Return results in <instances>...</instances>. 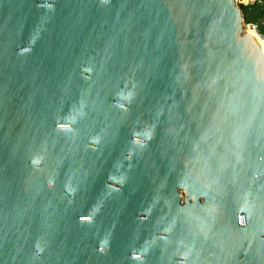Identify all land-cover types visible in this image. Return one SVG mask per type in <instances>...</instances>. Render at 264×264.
<instances>
[{"label":"water","instance_id":"water-1","mask_svg":"<svg viewBox=\"0 0 264 264\" xmlns=\"http://www.w3.org/2000/svg\"><path fill=\"white\" fill-rule=\"evenodd\" d=\"M0 264H264L235 0H0Z\"/></svg>","mask_w":264,"mask_h":264},{"label":"trees","instance_id":"trees-1","mask_svg":"<svg viewBox=\"0 0 264 264\" xmlns=\"http://www.w3.org/2000/svg\"><path fill=\"white\" fill-rule=\"evenodd\" d=\"M240 9L242 10L244 14V20L246 23H252L254 21L260 20L262 16L264 17V9L261 11L259 10V7H245L243 5H240ZM256 9V11H254Z\"/></svg>","mask_w":264,"mask_h":264},{"label":"built area","instance_id":"built-area-1","mask_svg":"<svg viewBox=\"0 0 264 264\" xmlns=\"http://www.w3.org/2000/svg\"><path fill=\"white\" fill-rule=\"evenodd\" d=\"M258 0H235V2L240 6L243 5L247 7L248 5H252L256 3ZM245 26H247L248 30L254 33H257L263 40H264V34H261L259 32V24L257 23H246Z\"/></svg>","mask_w":264,"mask_h":264},{"label":"rangeland","instance_id":"rangeland-1","mask_svg":"<svg viewBox=\"0 0 264 264\" xmlns=\"http://www.w3.org/2000/svg\"><path fill=\"white\" fill-rule=\"evenodd\" d=\"M253 5L256 8L259 7V10L261 11L262 9H264V0H258L256 3H254L252 5L250 4L247 7H251ZM237 6L240 8V6L238 4H237ZM254 11H256V9ZM243 20H244V14H243ZM252 23H256V24L258 23L259 24V32L261 34H264V17L263 16H262V18L260 20L254 21ZM244 24H246L245 20H244Z\"/></svg>","mask_w":264,"mask_h":264},{"label":"bare ground","instance_id":"bare-ground-1","mask_svg":"<svg viewBox=\"0 0 264 264\" xmlns=\"http://www.w3.org/2000/svg\"><path fill=\"white\" fill-rule=\"evenodd\" d=\"M251 32V31H250ZM257 39L258 41L261 43V46L263 48V51H264V40L257 34V33H254V32H251Z\"/></svg>","mask_w":264,"mask_h":264}]
</instances>
